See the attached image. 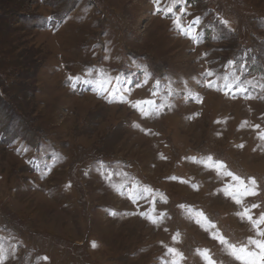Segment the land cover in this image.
Listing matches in <instances>:
<instances>
[{
	"label": "rangeland",
	"instance_id": "rangeland-1",
	"mask_svg": "<svg viewBox=\"0 0 264 264\" xmlns=\"http://www.w3.org/2000/svg\"><path fill=\"white\" fill-rule=\"evenodd\" d=\"M0 264H264V0H0Z\"/></svg>",
	"mask_w": 264,
	"mask_h": 264
}]
</instances>
